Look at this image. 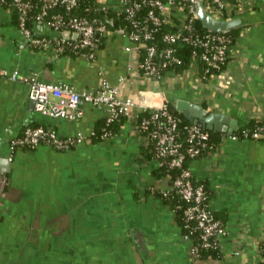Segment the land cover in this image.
Instances as JSON below:
<instances>
[{
  "label": "crops",
  "instance_id": "0c3cea01",
  "mask_svg": "<svg viewBox=\"0 0 264 264\" xmlns=\"http://www.w3.org/2000/svg\"><path fill=\"white\" fill-rule=\"evenodd\" d=\"M97 1L114 5L119 0ZM242 1L234 14L240 23L228 60L206 80L194 65L158 83L141 78L134 71V51L124 49L133 44L111 32L90 60L20 49L15 12L1 5L0 68L65 82L77 91L92 90L104 78L119 87L121 97L149 107L162 100L174 107L176 100L193 102L224 115L235 129L252 119L264 122V0ZM37 31L57 35L47 27ZM27 93L25 82L0 76V264H193L171 210L154 193L167 178L156 177V162L141 151L144 141L133 120L126 117L111 136L70 150L40 144L17 148L8 159L10 139L27 127L88 135L106 117L85 102L78 118L44 116ZM189 168L206 183L209 206L227 229L223 252L236 246L242 230L251 238L264 235L263 141L223 133L216 148L191 160ZM226 263L245 264V258L228 257Z\"/></svg>",
  "mask_w": 264,
  "mask_h": 264
},
{
  "label": "built area",
  "instance_id": "2783aa9c",
  "mask_svg": "<svg viewBox=\"0 0 264 264\" xmlns=\"http://www.w3.org/2000/svg\"><path fill=\"white\" fill-rule=\"evenodd\" d=\"M199 2L213 18L222 20L235 17V11L243 8L242 0H119L114 5L96 0L93 8L85 7L84 14L77 15L72 11L77 7L78 0H0V5L16 12L17 27L22 36L17 44L20 49L48 52L53 57L74 54L90 60L94 58L103 37L111 32L126 36L133 44L124 49L134 51V71L138 76L158 83L164 78L177 77L191 68L175 74L165 72L170 65L179 62L175 54L176 46L188 45L191 48L192 58L201 63L202 73L199 75L202 80L216 75L225 66L234 40L227 32H214L204 27L203 31L196 30L194 21ZM58 5L64 7V12L50 14V10ZM109 11L114 16H124L130 28L127 30L120 25L109 28L107 18L99 16L100 12L106 16ZM112 19L109 17V21ZM164 24L174 29L160 34L165 46L159 51L158 46L149 41L153 40L154 34ZM42 27L55 31L57 35L47 36L38 32L37 28ZM0 76L25 82L28 99L33 101L34 110L48 117L78 118L83 114L81 102L104 110L107 122L118 116L136 121L140 112L148 110L150 113L143 116L137 125L134 124V128L138 133L144 132L141 135L144 145L152 142L153 159L157 165L163 164V158H169L167 166L179 168L178 174L172 179L166 177V186L158 190L166 199L176 195L184 202V206L176 204L170 210L174 220L175 209L181 208L180 234L188 244L192 263L227 264L228 257L243 256L245 264H264V235L251 238L248 230L241 231L236 246L228 253L223 252L222 239L228 234L224 222L215 216L209 206L210 196L206 193V185L194 182V179H198L194 178L189 166L183 164L185 160L200 156L203 149L212 147L209 143L210 130L190 122L184 126L185 137L179 140L180 120L169 111L166 100H162L159 106L149 107L137 99L121 97L119 87L104 78L92 90L77 91L65 82H43L36 74L20 76L16 69L7 71L0 68ZM259 129L263 130L264 125ZM227 135L232 139L237 138L233 133ZM109 136L105 132L101 139ZM252 136L258 138L260 133L254 131ZM93 137V130L88 135L76 132L60 136L44 126L27 127L19 136L10 139L8 159H12L17 148L33 149L44 144L56 151H66ZM182 142L185 144L183 147ZM202 251L208 254L202 256Z\"/></svg>",
  "mask_w": 264,
  "mask_h": 264
},
{
  "label": "trees",
  "instance_id": "16d2710c",
  "mask_svg": "<svg viewBox=\"0 0 264 264\" xmlns=\"http://www.w3.org/2000/svg\"><path fill=\"white\" fill-rule=\"evenodd\" d=\"M96 0H78V5L77 7H75L73 9V14H84V8L88 7L89 9L93 8L95 5ZM15 12V11H14ZM63 13L64 12V7L61 5L56 6L54 9L50 10V14L51 13ZM103 12L99 13V16L107 18L106 20V24L109 28H113L114 26H123L124 28H126L127 30L130 28L129 26V22L128 20L124 19V16L120 15V16H114V13L112 11H109L107 13L106 16H103ZM16 15V12H15ZM17 16V15H16ZM109 17L113 18L111 21H109ZM194 25L197 31H203L204 28L201 26L198 18L195 19L194 21ZM174 29L173 26L168 25V24H164L159 32L154 34L153 40L149 41L150 44H152L151 42L155 43L158 46L159 51L165 46V44L163 43V41L160 39V34L163 32H168V31H172ZM237 32H238V27H234L230 30L227 31V34L231 36L232 41L235 39V37L237 36ZM101 44V43H100ZM99 44V46H100ZM98 46V47H99ZM175 54L179 57V62L170 65L168 68H166L165 72L169 73V74H175V73H180L181 71H183L184 69L194 65L195 67L198 68V72L199 74H201L202 70H201V63L198 62L197 60H194L192 58L191 55V48L188 45H184V46H179V47H175ZM72 56H75L74 54H72ZM164 72V73H165ZM208 76V75H207ZM167 106L169 111L179 117V122H178V133H179V140H182L185 135H186V131L184 129V126L187 124H190V122L185 119L183 117V115L178 112L175 107L174 104L172 102H167ZM150 112L148 110L140 112L138 114L137 120L133 121V124L137 125L136 123H138V121L144 116H147ZM126 119L125 116H118L117 118H114L113 120L107 122L106 118H104L103 120H100V122L94 126V137L92 138V141H97L101 139V136L103 133L107 132L110 135L114 134L116 132V130L119 128V126L121 125V123ZM264 125V122L262 120L259 119H252L250 121H248L247 123H245L244 125L238 127L237 129L234 130L233 134L237 137V139H256V140H261L264 142V129L260 130L259 128L261 126ZM254 131H257L260 133V136L258 138H254L252 136V133ZM210 145L212 147H208L202 150L201 155L206 154L210 151H212L220 142V138L223 135L222 132L220 131H215V130H210ZM140 135L144 134V132L140 131L139 132ZM152 142H147V144H145L142 148V152L145 155V157L147 158H153L154 157V151H153V146H152ZM184 142H182V147L184 146ZM198 156V157H200ZM196 157V158H198ZM195 158V159H196ZM169 160V158H163V164L161 165H157L154 168V172L156 174L157 178L160 177H168V179H172L174 178L178 172H179V168L176 167H169L167 166V161ZM191 161V160H190ZM189 160H185L184 161V165L185 166H189ZM194 182H200L206 185V183L204 181L201 180H195ZM207 187V185H206ZM158 198L164 203V205H166L169 209H173L174 206L176 204H182V206H184V202L182 200H179V198L176 195H171L170 198L166 199L159 190H155L154 192ZM206 193L208 194V196H210V190L206 189ZM213 213L215 214L216 217H218V213H216L215 211H213ZM174 222L178 225V227L180 228V231L182 232L181 226H182V219H181V208L180 209H175L174 211ZM208 254L207 251H202L201 255H206ZM213 254V253H211Z\"/></svg>",
  "mask_w": 264,
  "mask_h": 264
},
{
  "label": "water",
  "instance_id": "95a60500",
  "mask_svg": "<svg viewBox=\"0 0 264 264\" xmlns=\"http://www.w3.org/2000/svg\"><path fill=\"white\" fill-rule=\"evenodd\" d=\"M197 18L202 27L214 32H227L228 30L237 27L240 23L239 17H233L228 20L213 18L204 10L200 2L197 4ZM30 104L33 107V101H30ZM175 109L189 122L198 124L207 130H215L222 133L232 134L236 128V124L233 121H225L224 115L208 113L202 109V106L193 102L176 100Z\"/></svg>",
  "mask_w": 264,
  "mask_h": 264
}]
</instances>
